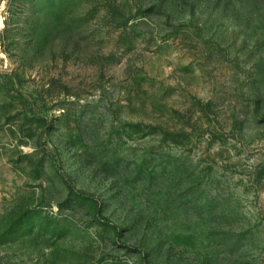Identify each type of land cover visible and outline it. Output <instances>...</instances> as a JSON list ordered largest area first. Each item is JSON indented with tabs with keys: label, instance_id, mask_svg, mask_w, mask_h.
Returning <instances> with one entry per match:
<instances>
[{
	"label": "rangeland",
	"instance_id": "rangeland-1",
	"mask_svg": "<svg viewBox=\"0 0 264 264\" xmlns=\"http://www.w3.org/2000/svg\"><path fill=\"white\" fill-rule=\"evenodd\" d=\"M0 11V264H264V0Z\"/></svg>",
	"mask_w": 264,
	"mask_h": 264
},
{
	"label": "built area",
	"instance_id": "built-area-1",
	"mask_svg": "<svg viewBox=\"0 0 264 264\" xmlns=\"http://www.w3.org/2000/svg\"><path fill=\"white\" fill-rule=\"evenodd\" d=\"M2 23V15H1V11H0V24Z\"/></svg>",
	"mask_w": 264,
	"mask_h": 264
}]
</instances>
